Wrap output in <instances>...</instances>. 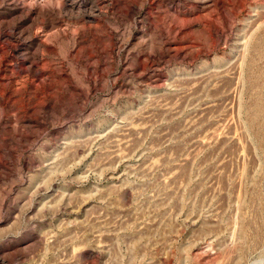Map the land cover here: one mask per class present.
Segmentation results:
<instances>
[{
  "label": "rangeland",
  "instance_id": "1",
  "mask_svg": "<svg viewBox=\"0 0 264 264\" xmlns=\"http://www.w3.org/2000/svg\"><path fill=\"white\" fill-rule=\"evenodd\" d=\"M264 0H0V264H262Z\"/></svg>",
  "mask_w": 264,
  "mask_h": 264
},
{
  "label": "bare ground",
  "instance_id": "2",
  "mask_svg": "<svg viewBox=\"0 0 264 264\" xmlns=\"http://www.w3.org/2000/svg\"><path fill=\"white\" fill-rule=\"evenodd\" d=\"M262 262V264H264V260L263 261H261Z\"/></svg>",
  "mask_w": 264,
  "mask_h": 264
}]
</instances>
